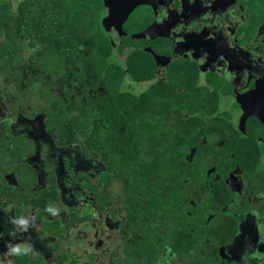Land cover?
I'll return each mask as SVG.
<instances>
[{"label":"flooded vegetation","instance_id":"flooded-vegetation-1","mask_svg":"<svg viewBox=\"0 0 264 264\" xmlns=\"http://www.w3.org/2000/svg\"><path fill=\"white\" fill-rule=\"evenodd\" d=\"M58 3L0 66V264H264V0Z\"/></svg>","mask_w":264,"mask_h":264},{"label":"trees","instance_id":"trees-1","mask_svg":"<svg viewBox=\"0 0 264 264\" xmlns=\"http://www.w3.org/2000/svg\"><path fill=\"white\" fill-rule=\"evenodd\" d=\"M42 2L43 0H23L18 5V12L16 14H10L8 1L0 0V66H2L5 59L8 58L7 55L9 53L11 57L8 60L11 63L19 56V38L23 35L30 38L42 39L44 52L50 50L55 38L51 23L55 22L56 19L39 17L40 12L36 6H38V4L41 5ZM49 4L51 3L49 2ZM58 5L81 6V8L73 14L65 12L57 13V21L59 23L57 28L58 31L62 33L66 30L65 24H69L70 22L76 23L74 28L79 29L77 23L84 21V15L81 13L84 9L88 12V17H90L91 20L98 16V11L101 8V0H59ZM75 32L76 29H74V33ZM74 36L75 35H73V37ZM99 42V40L96 42V53L100 52V49L103 48ZM58 43H60L59 46L61 47V42L59 41ZM106 46L109 47L108 43ZM158 96L159 94L154 93L155 98ZM78 128H81V126Z\"/></svg>","mask_w":264,"mask_h":264},{"label":"water","instance_id":"water-1","mask_svg":"<svg viewBox=\"0 0 264 264\" xmlns=\"http://www.w3.org/2000/svg\"><path fill=\"white\" fill-rule=\"evenodd\" d=\"M122 1L121 0H105L104 12L106 14V18L108 20L113 21L114 26H116L117 28L118 36L122 34L120 38L124 39L127 36L130 38L140 37L143 39L142 35H140V32L144 30L141 25L127 24V22H129V16H128L129 11H126V8L121 3ZM129 10H131L130 7H129ZM145 41L147 42V40ZM166 63H167V60H163L158 56V54H155L152 65L147 70H144L141 73V76L143 78L144 77L150 78L152 82L157 79H162L163 78L162 71Z\"/></svg>","mask_w":264,"mask_h":264},{"label":"rangeland","instance_id":"rangeland-1","mask_svg":"<svg viewBox=\"0 0 264 264\" xmlns=\"http://www.w3.org/2000/svg\"><path fill=\"white\" fill-rule=\"evenodd\" d=\"M13 5H15V3ZM31 60L34 62V56L31 58Z\"/></svg>","mask_w":264,"mask_h":264}]
</instances>
